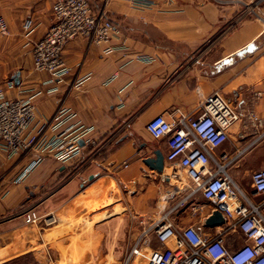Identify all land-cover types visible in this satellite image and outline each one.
Segmentation results:
<instances>
[{
	"label": "crops",
	"instance_id": "0c3cea01",
	"mask_svg": "<svg viewBox=\"0 0 264 264\" xmlns=\"http://www.w3.org/2000/svg\"><path fill=\"white\" fill-rule=\"evenodd\" d=\"M148 1L91 0L117 29L107 44L84 36L68 40L62 55L70 71L52 79L34 69L31 47L50 27L53 0H0L6 27L0 31V86L8 96L33 95L31 129L63 104L94 128L96 141L70 164L45 156L21 182L13 178L31 154L7 158L0 149V264L123 261L140 236L142 250L157 246L145 241L153 235L151 224L188 190L177 189L183 179L162 178L167 164L160 173L144 164L155 149L167 150L165 138L152 137L145 123L158 113L169 119L175 108L197 115L213 91L242 117L213 152L234 157L228 169L240 187L237 158H246L245 172L254 170L253 164L264 166V139L254 142L243 118L248 108L264 111V0ZM27 17L29 31L22 27ZM106 45L115 48L107 51ZM9 79L13 85L7 87ZM248 176L249 189L241 188L255 199ZM169 191L172 195L164 197ZM192 204L187 199L169 217L178 226L205 224L210 203L206 210ZM28 208L51 212L60 222L40 230L23 220Z\"/></svg>",
	"mask_w": 264,
	"mask_h": 264
},
{
	"label": "built area",
	"instance_id": "2783aa9c",
	"mask_svg": "<svg viewBox=\"0 0 264 264\" xmlns=\"http://www.w3.org/2000/svg\"><path fill=\"white\" fill-rule=\"evenodd\" d=\"M133 2L150 4L148 0ZM52 11L50 27L33 41L31 56L35 70L47 71L52 79H59L70 71L62 55L68 40L84 36L96 44H107L117 28L103 9L93 8L91 0H53ZM31 25L32 19L25 18L24 30L29 31ZM0 31L6 32L1 17ZM113 48L106 45L105 50ZM136 58L149 57L137 55ZM12 85L13 80L9 79L6 86ZM254 95L261 94L256 91ZM32 96H8L6 88L0 86V149L7 158L31 154L26 166L13 178L14 182L25 179L45 156H51L60 164H70L81 156L85 146L96 144L92 134L94 128L82 123L75 112L63 104L56 107L49 119L31 129L35 117ZM200 110L193 116L175 108L169 119L164 113H158L146 121L145 127L152 137H164L167 141L163 156L168 171L162 178L182 179L184 175L189 184L177 189L188 192L151 224L153 235L145 241L154 240L157 246L142 250L140 245L144 238L140 236L122 264H264V166L250 172L256 197L249 198L230 175L228 167L234 157L223 150L217 154L213 152L227 140L233 123L242 120L240 110L218 90L204 97ZM244 117L247 121L244 126L252 129L253 141L263 140L264 111L258 113L248 108ZM47 130L52 134L46 133ZM195 194L210 203V212L217 209L223 214L221 225L178 226L169 217V211ZM171 195L169 191L164 197ZM22 216L26 223L41 228L57 222L53 213L39 214L33 208L23 210ZM240 236L243 241L239 243ZM135 258L139 261H134Z\"/></svg>",
	"mask_w": 264,
	"mask_h": 264
},
{
	"label": "rangeland",
	"instance_id": "374dc122",
	"mask_svg": "<svg viewBox=\"0 0 264 264\" xmlns=\"http://www.w3.org/2000/svg\"><path fill=\"white\" fill-rule=\"evenodd\" d=\"M253 1L255 3V1H257V0H253ZM262 146H264V143H263ZM245 159L246 158H244L243 156L241 157V159L237 158V162L236 163H238V165H237L236 168H239L241 170L240 171V178H242V179H241L240 183H242V185L245 187V189L246 188L249 189V183H248L249 176L248 175H249L250 172L243 171V169H244L243 167H244V164H245ZM263 159H264V155H263ZM251 168L255 169L256 165L253 164L251 166ZM182 179L183 180L179 184L183 185V186H188V184H189L188 180H187V178L184 175L182 176ZM236 180L238 181V179H236ZM242 185H241V187H242ZM246 192H247V190H246ZM189 200H190V204H192L194 202V204L196 206H201V207L203 206L204 210L209 209L208 201L206 199H203L200 194H195ZM58 222H60L59 219L57 220L56 223H58ZM56 223H54V224H56ZM38 228L40 230L42 229L40 226H38ZM238 241H239V243L242 242L243 241V237L240 236ZM153 242L154 241H152V244H153ZM122 262L123 261L118 260V261H108V262H105V261H103V262H93L92 264H122Z\"/></svg>",
	"mask_w": 264,
	"mask_h": 264
},
{
	"label": "water",
	"instance_id": "95a60500",
	"mask_svg": "<svg viewBox=\"0 0 264 264\" xmlns=\"http://www.w3.org/2000/svg\"><path fill=\"white\" fill-rule=\"evenodd\" d=\"M14 81L18 82V77L14 76ZM82 142L80 141V144ZM144 164H147L150 168L157 172H161L164 166V156L160 150L155 149L152 156H145L143 158ZM224 221L223 214H221L217 209H213L205 219V224L211 226H218Z\"/></svg>",
	"mask_w": 264,
	"mask_h": 264
}]
</instances>
